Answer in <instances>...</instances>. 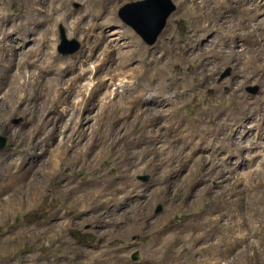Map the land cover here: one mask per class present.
I'll return each mask as SVG.
<instances>
[{"label": "rangeland", "instance_id": "obj_1", "mask_svg": "<svg viewBox=\"0 0 264 264\" xmlns=\"http://www.w3.org/2000/svg\"><path fill=\"white\" fill-rule=\"evenodd\" d=\"M138 1L0 0V264H264L252 28L172 0L149 46L119 17ZM60 26L77 53L58 52Z\"/></svg>", "mask_w": 264, "mask_h": 264}, {"label": "water", "instance_id": "obj_2", "mask_svg": "<svg viewBox=\"0 0 264 264\" xmlns=\"http://www.w3.org/2000/svg\"><path fill=\"white\" fill-rule=\"evenodd\" d=\"M177 7L172 0H142L138 2H131L124 5L119 10L120 19L128 26H130L143 40L149 45L153 46L163 30L167 26L168 19L176 11ZM60 40L58 52L63 56H70L77 53L81 44L73 39L69 40L66 35V30L60 26ZM230 74L227 70L223 77ZM252 94L259 91V87L250 88ZM20 121H15L18 124ZM8 145L6 137L0 136V151ZM139 179L143 182L150 180L149 176H140ZM162 208L159 206L158 210ZM133 260L138 259V253L133 254Z\"/></svg>", "mask_w": 264, "mask_h": 264}, {"label": "bare ground", "instance_id": "obj_3", "mask_svg": "<svg viewBox=\"0 0 264 264\" xmlns=\"http://www.w3.org/2000/svg\"><path fill=\"white\" fill-rule=\"evenodd\" d=\"M194 1V0H193ZM197 1V0H196ZM251 0H215L216 2V6L215 8H217L218 11H222V10H234L236 11L237 13H239L241 16H245L243 18V24L244 25H247L250 28H252L251 30V33H250V37L249 38H246L247 37V34H246V37L245 39H248L250 44L248 46V48H246V50L244 49L242 52H246V53H251L253 52V54H251L249 57H247V62H246V65L250 66V67H253L254 68V71L259 74L262 75V73L264 74V27H261V26H258V25H252V23L254 22L253 19L250 17L251 15V12L252 11H258L260 6H254L250 3ZM205 2V1H204ZM191 3V2H190ZM214 3V2H213ZM188 4V3H186ZM193 4V3H192ZM198 5H196V7H191L188 11H192V13L195 15V18L198 19V17L200 16V14L202 13L203 11V6L201 5V3H197ZM101 5V4H100ZM204 5V4H203ZM194 6V5H193ZM205 6V5H204ZM100 7V6H99ZM98 9L100 10L101 8ZM186 8V7H185ZM207 9V8H206ZM98 10V11H99ZM208 10V9H207ZM230 11V12H231ZM100 12V11H99ZM187 12V11H185ZM98 13V12H97ZM191 13V14H192ZM210 13V12H209ZM192 14V15H193ZM214 14V13H213ZM202 17V16H201ZM194 18V17H192ZM211 18V17H210ZM247 18V19H246ZM218 19V18H217ZM231 20V19H230ZM198 21V20H197ZM204 22V21H203ZM239 22V21H238ZM95 23V22H94ZM224 23V22H223ZM246 23V24H245ZM248 23V24H247ZM105 23L103 22L102 24H98L99 27H103ZM239 24V27H240V23ZM93 25V24H92ZM95 27V26H94ZM93 27V28H94ZM203 27V26H202ZM230 27V26H229ZM242 27V26H241ZM237 28V27H236ZM248 29V28H247ZM239 30V29H238ZM244 30V29H243ZM246 30V29H245ZM221 31V30H220ZM229 31V30H228ZM236 32V31H235ZM250 32V31H249ZM248 32V33H249ZM256 32H258V34H256ZM247 33V32H246ZM235 35L231 34L230 33H227L223 36V39L225 40V38L227 37H231L232 39H234ZM249 36V35H248ZM243 37V36H242ZM231 41V40H230ZM233 41V40H232ZM227 43V42H226ZM230 43V42H229ZM228 44V43H227ZM213 48V47H212ZM250 48V49H249ZM210 50V49H209ZM218 51V50H216ZM214 52V51H213ZM241 52V51H240ZM241 52V54H242ZM211 53V52H210ZM217 53L216 55L214 54V56H220L222 55L221 57L225 59H228L230 56V52L228 53H223L221 51L219 52H215ZM172 54V52H171ZM208 54V53H207ZM213 55V54H212ZM208 57V56H207ZM212 57V56H211ZM209 59V58H208ZM220 59V57H219ZM244 59V58H243ZM213 60V59H212ZM218 60V59H216ZM230 60V59H228ZM214 61V60H213ZM232 61V59H231ZM237 62V61H236ZM210 63V62H209ZM153 65V64H152ZM246 67V66H245ZM155 69V68H153ZM156 70V69H155ZM158 70V69H157ZM252 70V69H251ZM154 71V70H153ZM199 73V72H198ZM263 76V75H262ZM261 78V77H260ZM165 79V78H164ZM186 83V82H185ZM183 83V84H185ZM189 87V85H187ZM178 87V86H177ZM185 87V86H184ZM183 88V86L181 87ZM185 89H182V91H184ZM218 91V90H217ZM187 92V91H186ZM178 93V92H177ZM181 93V92H180ZM179 93V94H180ZM183 93V92H182ZM187 94V93H186ZM184 95V94H183ZM235 98L237 97L238 99H240V97H238L237 94L234 95ZM233 96V97H234ZM245 102V101H244ZM246 105V104H245ZM251 109V108H250ZM219 112V111H218ZM256 112V111H255ZM224 113V112H223ZM226 113V112H225ZM224 113V115H225ZM232 113V112H231ZM222 114V113H221ZM220 114V115H221ZM227 114V113H226ZM223 115V114H222ZM230 115V114H229ZM228 116V115H227ZM226 116V117H227ZM250 117V116H249ZM221 118V117H220ZM229 119V118H228Z\"/></svg>", "mask_w": 264, "mask_h": 264}]
</instances>
